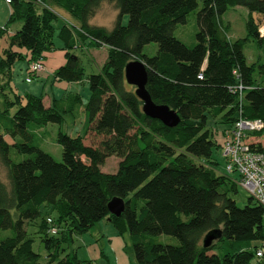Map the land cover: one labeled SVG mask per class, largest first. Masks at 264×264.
Here are the masks:
<instances>
[{
  "label": "trees",
  "instance_id": "1",
  "mask_svg": "<svg viewBox=\"0 0 264 264\" xmlns=\"http://www.w3.org/2000/svg\"><path fill=\"white\" fill-rule=\"evenodd\" d=\"M49 0H10V14L0 28V74L12 75L18 60L44 59L54 47L57 13ZM76 20L66 21L57 36L66 50V62L55 69L57 81H82L85 68L74 50L107 47L98 73L88 76L91 94L85 104L84 136L59 129L62 160L41 148L48 123H62L68 113L78 116L80 93L66 99L26 92L0 108V264H79L70 246L74 235L85 233L108 219L119 233L129 232L137 264H249L264 241V207L252 196L243 207L229 196L237 183L217 171L212 159L219 134L239 118L264 121V35L253 13L264 16V0H202L197 12V41L187 46L174 30L185 23L199 0H51ZM103 2L118 14L112 29L93 25ZM236 6L249 13L246 36L231 40L223 14ZM128 20L124 23V18ZM21 26L13 29V24ZM13 30L10 34V31ZM252 40L262 51L249 63L245 44ZM157 43L156 53L143 52ZM83 47V48H81ZM139 59L147 69L146 89L156 104L167 105L179 116L167 126L143 112V101L125 78V66ZM16 105L15 112H11ZM223 125L222 131L208 125ZM264 128L254 132L263 135ZM264 152L263 142L252 144ZM120 158L113 173L101 170L110 156ZM113 197L124 199L120 216L109 212ZM54 206L57 217L41 205ZM43 216L39 233L45 261L34 251L27 224ZM52 217L58 231H48ZM208 232L215 234L204 246ZM172 235L178 243L156 237Z\"/></svg>",
  "mask_w": 264,
  "mask_h": 264
},
{
  "label": "rangeland",
  "instance_id": "2",
  "mask_svg": "<svg viewBox=\"0 0 264 264\" xmlns=\"http://www.w3.org/2000/svg\"><path fill=\"white\" fill-rule=\"evenodd\" d=\"M49 6L57 13V19L53 22L55 26L54 44L55 47L49 51V62L54 60V55L56 53L63 54L66 62V50L62 48V42L58 38L57 33L59 27L65 22V20L76 24L75 18L69 15L62 8L55 5L51 0H49ZM202 6V0H199V5L194 10H191L186 18L185 23H178L174 35L177 39L185 43L187 46H193L196 41V34L199 30V25L197 22V12ZM10 11V5L6 3L5 0H0V28L4 25L8 19ZM248 9L243 6H236L234 8H229L223 14V23L227 26L228 37L231 40L241 38L246 36V19L248 16ZM118 14V10L115 8L113 3L103 2L98 9L95 16L90 20L93 25L105 26L108 29H112ZM259 25L264 22V16L261 14L253 13ZM128 20L127 17L124 18V23ZM21 23L13 24V29L20 27ZM0 53H2V46L6 45V39L1 41ZM157 43L150 42L145 45L143 52L149 56L156 53ZM83 48V47H81ZM75 54L81 58V63L85 68V74L82 81L72 82L68 84L67 81H56L54 78L53 66L49 64L48 70L41 71L36 75L32 76V81L27 82L26 77L29 76L28 63L26 60H18L12 67V75L9 77L7 72L0 74V108L3 109L9 101L15 99V94L18 93L22 97L26 92H34L37 95L43 96V98H51L53 94L57 98H62L66 93L64 87L68 90L80 93L83 102L86 103L91 91L89 88L88 76L93 73H98L100 66L103 64L107 57V47L102 46L99 48H94L92 51L83 49L74 50ZM244 53L247 57L249 63L256 60L262 51L258 50L256 43L249 40L244 47ZM57 63V61H53ZM262 72V67L258 66L256 78L258 81L264 82V74ZM16 92V93H15ZM44 99V100H45ZM49 102L48 99L45 103ZM14 106V105H13ZM81 108V107H80ZM17 106L13 108L11 106V112H15ZM213 119L209 117L208 125L211 127L213 124ZM219 127L222 131L223 125L217 124L212 127ZM62 129L64 132H68L72 136H77L80 134L86 136L84 142L86 144H98V138L89 132L86 133V113L84 108L80 110L78 116H73V114L68 113L65 115L62 123H48L43 127L45 133V141L41 144V148L49 152L56 161L62 160V146L57 141V132ZM0 132L1 127H0ZM255 139H259L264 144V133L260 136H254ZM212 159L217 161V171L219 173L228 174L237 183V192H229V196L232 197L238 206L243 207L247 204L248 198L251 197L250 193L241 185L238 184V175L226 172V160L223 156V150L218 145L214 148ZM120 158L113 155L106 159L105 163L101 165V170L104 172L113 173L117 170L118 162ZM0 176L5 181L7 180V172L5 167L0 163ZM42 211H50L47 216L58 215L57 210L54 206L43 204L41 205ZM43 216L40 215L31 224H27V229L29 235L34 238L33 249L35 252L41 255V261H45L46 249L41 239V234L39 233V226L42 222ZM158 241L164 243H178V239L172 235L160 234L156 237ZM262 244V242H256L255 244ZM70 250H74L77 257L80 259L79 264H137L133 252L132 242L130 239L129 232L119 233L117 229L108 220L104 219L97 222L88 232L77 233L74 235V241L70 246ZM258 258L254 257L251 264H256Z\"/></svg>",
  "mask_w": 264,
  "mask_h": 264
},
{
  "label": "built area",
  "instance_id": "3",
  "mask_svg": "<svg viewBox=\"0 0 264 264\" xmlns=\"http://www.w3.org/2000/svg\"><path fill=\"white\" fill-rule=\"evenodd\" d=\"M7 3L10 0H6ZM260 33L264 35V22L259 27ZM45 70L44 59L33 60L28 65L29 76L26 81H32V76ZM264 128L262 119H243L235 121L231 128L222 131L217 139L218 145L223 150L226 160V172L238 175V184L244 187L250 195L264 207V152L253 149L254 132H259ZM49 225L48 231L56 234L58 228L52 217H47ZM256 254L264 256V241Z\"/></svg>",
  "mask_w": 264,
  "mask_h": 264
},
{
  "label": "water",
  "instance_id": "4",
  "mask_svg": "<svg viewBox=\"0 0 264 264\" xmlns=\"http://www.w3.org/2000/svg\"><path fill=\"white\" fill-rule=\"evenodd\" d=\"M126 81L135 86L136 95L143 101V112L149 117L163 122L167 126H175L179 122V116L167 105L156 104L146 89L147 69L145 63L139 59L128 62L125 66ZM109 212L113 215L120 216L124 210V199L113 197L108 203ZM213 232H208L203 238L204 246H208L215 239Z\"/></svg>",
  "mask_w": 264,
  "mask_h": 264
},
{
  "label": "crops",
  "instance_id": "5",
  "mask_svg": "<svg viewBox=\"0 0 264 264\" xmlns=\"http://www.w3.org/2000/svg\"><path fill=\"white\" fill-rule=\"evenodd\" d=\"M6 1V0H5ZM7 3V2H6ZM9 4V3H8ZM10 12H11V10L9 11V14H10ZM9 17V16H8ZM12 32H14L13 30H11L10 31V34L12 33ZM94 48H88L87 50L88 51H92ZM57 61V63H55V62H53V61ZM54 60L53 61H51V62H49V52H46V56H45V58H44V64H45V70L47 71L48 70V67H49V64L51 65V66H53V71H55V69L56 68H58L59 66H61V65H63L64 63H65V58H64V56H63V54H60V53H56L55 55H54ZM57 81V80H56ZM31 82V81H30ZM72 82H68V84H71ZM64 90H66L65 92V94L63 95V97L62 98H57L56 96H55V94H53V96L52 97H55V98H57V99H66L67 97H68V95L69 94H76L75 92H72V91H70V90H68V88L67 87H64ZM16 93V92H15ZM31 93H34V92H31ZM79 93V92H78ZM16 94H18V93H16ZM35 94V93H34ZM18 95H20V94H18ZM51 97V98H52ZM51 98L49 99V98H46V99H48V101L49 102H46L45 103V98H43V101H44V103H45V105L46 106H48L49 104H50V102H51ZM45 99V100H44ZM83 99V98H82ZM87 102V101H86ZM85 104L86 103H84L83 102V104H82V106H81V108L83 109L84 108V110H85ZM81 108L79 109V113H78V115L80 114V110H81ZM86 113V112H85ZM223 128V127H222ZM220 128L219 127H217L216 126V128H215V130H217L218 132L220 131L219 130ZM78 135V134H77ZM221 135L222 134H219V136H218V138L220 137V139H221ZM85 137H87V134H86V136ZM85 137H84V139H85ZM254 141H260L259 139H255L254 138ZM260 142H262V141H260ZM104 220V219H103ZM106 220H108V219H106ZM109 221V220H108ZM258 261V260H257ZM249 264H251V262L249 263ZM256 264H257V262H256Z\"/></svg>",
  "mask_w": 264,
  "mask_h": 264
}]
</instances>
